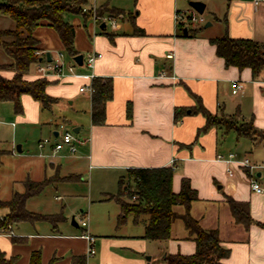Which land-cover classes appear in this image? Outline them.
I'll return each mask as SVG.
<instances>
[{"label": "crops", "instance_id": "obj_1", "mask_svg": "<svg viewBox=\"0 0 264 264\" xmlns=\"http://www.w3.org/2000/svg\"><path fill=\"white\" fill-rule=\"evenodd\" d=\"M122 1L89 0L87 4L93 9L108 6L123 10L124 15L115 17L116 28L109 20L93 16L70 19L76 30V50L84 56L83 64L65 54L66 64L76 63V74L61 79L49 77L46 88L48 95L59 99L53 107H60L69 117L63 123L50 120L55 123V138L61 133L58 126L66 123L78 129L74 132L78 137L75 153L66 146L56 153L50 147L51 155H39L48 160L40 164L42 179L54 173L64 178L72 176L52 185H80V189L69 186L67 190L76 195L82 192L89 198L88 211L82 209V220L87 218L88 226L74 219L69 224L66 218L56 226L46 220L20 222L12 227V235H0V251L14 258V264H30L37 251L43 264H78V257L84 258L85 264H167L168 255H192L196 243L181 219L172 224L169 239H146L147 216L136 221L130 215L118 224L120 205L109 197L118 194L119 181L128 169L171 166L173 191H180L183 178L190 180L199 197L191 204L190 213L203 228L217 229L222 244L230 249L224 264H264V227L254 223L246 229L236 223L227 203V197L249 202L254 221L264 224V138L252 140L238 136L235 130L217 127L198 134L206 124L202 114L175 119L176 110L194 107L198 96L213 115L252 121L264 131V70L254 78L250 68L226 67L210 42L225 32L233 38L264 42V3L221 0L225 3L222 14L211 11L205 3V10L209 9L216 19L224 16L223 33L203 30L195 37H185L178 26L183 12L190 7V1L205 0H128L131 7H124ZM3 17L0 15V21ZM209 23V28L213 27L214 23ZM139 30L144 33H136ZM34 36L39 40L40 54H45L47 60L48 53L52 60L64 52L52 27L40 26ZM93 52L102 56L88 69L84 62ZM38 63L28 73V79L43 77L37 71ZM2 74L10 78L14 72ZM95 78L110 79L113 87L112 99L106 104V120L101 125L92 122V95L80 91L81 87L93 85ZM236 82H241L243 88L233 94ZM21 102L20 122H44L47 109L39 101L24 94ZM21 152L13 147L8 153ZM230 154L236 160L248 159L257 167L250 169L236 161L217 159L218 155L228 158ZM252 181L260 184L261 193L251 189ZM174 210L185 212L183 206H175ZM86 231L95 238L94 254L89 253Z\"/></svg>", "mask_w": 264, "mask_h": 264}, {"label": "trees", "instance_id": "obj_2", "mask_svg": "<svg viewBox=\"0 0 264 264\" xmlns=\"http://www.w3.org/2000/svg\"><path fill=\"white\" fill-rule=\"evenodd\" d=\"M89 0H0V15L13 22L12 27H0V53L8 59L0 61V102L13 103L17 114L23 112L21 97L31 95L39 101L43 109L51 110L59 99L46 92L50 81L46 77L28 79L27 75L33 66L41 60L39 40L34 36L35 30L43 25L52 27L58 33L64 47V53L75 57L78 51L75 47V26L70 18L83 16L90 18L94 14L88 8ZM100 8V10H98ZM98 18L106 15L119 17L124 15L123 10L98 7ZM192 17H182L179 29L185 37H195L202 28L192 26ZM143 34L139 30L136 33ZM216 54L224 60L226 67L238 69L250 68L256 78L264 70V42L246 38H233L227 32L222 36L211 38ZM11 70L13 76L8 78L2 71ZM95 93L92 95V122L96 125L105 123L106 104L113 96V87L110 79L95 78L93 80ZM197 104L190 108H180L175 112V119L179 121L185 115L202 114L206 124L198 131L203 133L211 127L223 128L226 131L235 130L240 137L252 140L263 139L264 131L259 130L252 121H238L232 115H213L206 109L200 97L196 96ZM6 151L0 150V158ZM174 168L171 166L160 168H130L126 176L119 181V192L111 195L120 205L118 224L126 221L128 216H134L136 221L144 220V238L150 240H167L171 237L172 224L181 219L196 243V251L192 255H168L167 264H224V259L230 255V249L225 247L217 229H205L190 213L191 204L198 200V191L194 189L188 178L181 181V189L174 192L172 188ZM72 176L59 177L71 179ZM52 181L47 179L33 180L30 177L23 180L24 192H14L7 200L0 199V232H11L12 227L20 222H34L46 220L54 226L64 218L56 215H42L27 209V200L39 195ZM230 212L236 223L246 229L258 223L251 215L250 203L237 201L227 197ZM175 206H183L185 212L179 214ZM3 210L6 212L1 213ZM78 264H85L82 257H78ZM14 258H7L0 251V264H14ZM30 264H43L40 252H33Z\"/></svg>", "mask_w": 264, "mask_h": 264}, {"label": "rangeland", "instance_id": "obj_3", "mask_svg": "<svg viewBox=\"0 0 264 264\" xmlns=\"http://www.w3.org/2000/svg\"><path fill=\"white\" fill-rule=\"evenodd\" d=\"M100 0H97L99 2ZM208 4V8L211 11H216L218 14L225 13V8L223 5L224 1L221 0H205ZM121 3H124V7H128L126 5L132 6V2L128 0H123ZM93 9V8H92ZM98 9V7L96 8ZM95 8L94 13L97 15ZM132 12H135L133 9L127 8ZM208 10H205L203 14L197 13L199 17V22L193 23L192 26L202 28L203 30H208L205 32H214L216 30L218 35L223 33L225 21L224 16L222 18L219 17V20L215 18V16ZM100 10V8L98 9ZM194 9L190 6L187 10L183 12V17L187 18L191 16L194 12ZM137 13V11L135 12ZM72 18V17H71ZM70 18V19H71ZM5 17L0 21L1 27H12L13 22L9 19L5 21ZM202 19V20H201ZM5 21V22H4ZM208 22H213V27H206ZM108 29L111 27L108 26ZM209 28V29H208ZM8 58L1 52L0 53V61L4 62ZM34 67L32 68V70ZM8 71V70H5ZM2 71V72H5ZM68 115L64 110L60 107H53L52 111L44 110L45 120L40 124H26L20 122L18 120V114L14 110L13 103L11 102H0V150L6 151L1 155L0 158V199L7 200L10 199L14 192H24V184L23 180L29 176L32 179H42L43 178V170L40 168V164L45 160L43 157H39L41 154H49L51 155V148L49 145H46L43 148L39 147V142L44 139H50L54 141V128L55 123L50 122L51 119L54 121L57 120L59 123L65 122L66 119H69ZM81 116L84 118L85 114L81 113ZM15 123V127L13 126ZM64 125V124H63ZM64 129L61 126H58L61 132H64L65 129L69 131H74L72 124L66 123L64 125ZM78 137V134H75V138ZM264 137V134H263ZM261 139L260 137H257ZM20 145L23 148V152L17 153L15 155H11L9 149ZM62 153V152H61ZM47 157L46 159H48ZM51 158V157H50ZM58 157L55 158V160ZM88 175V173L86 174ZM60 177L58 173H54L52 175H46L44 179L52 181H58L57 179ZM52 183L46 186L43 191L30 199L27 200L26 207L29 211L42 214V215H56L67 219L69 224L72 223L73 219L78 223L83 218L82 209L88 211L89 209V198L85 196V194L80 195L73 194L70 192L68 187L74 186L79 187L80 185L73 184L67 182H59L57 184ZM79 187L78 189H80ZM61 196V200H58L57 197ZM97 206V204H96ZM6 212L3 210L1 213ZM97 217V216H96ZM87 219V218H86Z\"/></svg>", "mask_w": 264, "mask_h": 264}, {"label": "built area", "instance_id": "obj_4", "mask_svg": "<svg viewBox=\"0 0 264 264\" xmlns=\"http://www.w3.org/2000/svg\"><path fill=\"white\" fill-rule=\"evenodd\" d=\"M255 5H260L262 3H264V0H254ZM194 12L191 14L192 17V22L193 23H197L199 22V17L197 16V13L195 10H193ZM93 17L95 19H97V15H93ZM99 20H109L110 23L113 25L114 28L117 27L116 22H115V18L113 17H109V16H105L103 18H98ZM202 20V19H201ZM102 55L100 53H90L87 58L86 61L84 62V64L87 66L88 69H92L96 60L98 58H100ZM42 61L38 63L37 66V71L38 73L46 78L49 77H57V78H64L70 75H74L76 74V70H75V66L76 63L74 64H66L65 62V53L61 52L58 54V56L54 59H52L51 61H48L46 59V55H42ZM168 57H172V55H168ZM91 77H93V74H90ZM243 88V84L241 82H236L234 85V89H233V94H237L241 91V89ZM81 92L83 93H89L91 95H93L95 93V88L94 86L91 84L89 86H84L81 87L80 89ZM62 129H64V125L61 124L60 125ZM46 145H49L52 149L53 152H59L61 150H63L66 146H68L70 148V151L72 153L76 152V145H75V133L74 131H69L67 129L64 130V132H61L58 134V137L54 139V141H51L50 139H44L42 141L39 142V147L43 148ZM218 160H224L227 162H233L236 161L238 162L241 166L244 167H248L250 169H254L257 166L253 165L250 163V161L248 159H243V160H236V157L234 154H230V156L228 158H225L222 155H218L217 156ZM251 189L254 192L257 193H261L263 191L262 187L260 186L259 183H257L256 181H252L251 182ZM83 227H87L88 226V221L86 218H84L81 222ZM2 234H9L12 235V232H5V231H1L0 235ZM84 236L87 238V240L90 243V249H89V253L90 254H94L95 253V248L93 246L94 242H95V238L94 236H92L90 233H88L87 231L84 233Z\"/></svg>", "mask_w": 264, "mask_h": 264}, {"label": "water", "instance_id": "obj_5", "mask_svg": "<svg viewBox=\"0 0 264 264\" xmlns=\"http://www.w3.org/2000/svg\"><path fill=\"white\" fill-rule=\"evenodd\" d=\"M189 5L196 11L198 12L199 14H203L205 12V9H206V4L204 2H201V1H190L189 2ZM105 25L103 24L102 27H104ZM210 26V23L208 22L206 24V27ZM47 57H48V60L51 61V56H50V53L47 54ZM74 60L79 64V65H82L83 64V60H84V56L82 54H79V55H76L74 57ZM75 133L78 132V129H75L74 130ZM17 151L18 152H21L22 151V148L20 145L17 146Z\"/></svg>", "mask_w": 264, "mask_h": 264}]
</instances>
